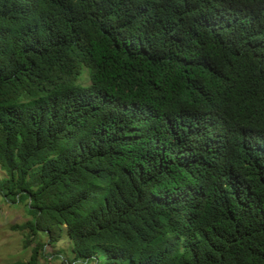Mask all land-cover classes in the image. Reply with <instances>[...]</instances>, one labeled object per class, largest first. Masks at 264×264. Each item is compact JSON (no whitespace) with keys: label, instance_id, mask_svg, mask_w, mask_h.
Masks as SVG:
<instances>
[{"label":"trees","instance_id":"16d2710c","mask_svg":"<svg viewBox=\"0 0 264 264\" xmlns=\"http://www.w3.org/2000/svg\"><path fill=\"white\" fill-rule=\"evenodd\" d=\"M0 168L17 264H264V0H0Z\"/></svg>","mask_w":264,"mask_h":264},{"label":"rangeland","instance_id":"374dc122","mask_svg":"<svg viewBox=\"0 0 264 264\" xmlns=\"http://www.w3.org/2000/svg\"><path fill=\"white\" fill-rule=\"evenodd\" d=\"M6 176V172L0 168V181ZM30 219L31 216L24 204L19 203L16 198L6 200L0 193V264H17L30 259L32 246H26L25 232L13 229L14 225L26 223ZM38 240L47 243L48 239L44 235H39ZM41 253L39 264H62L74 256L71 241L66 233L59 242L46 244Z\"/></svg>","mask_w":264,"mask_h":264}]
</instances>
